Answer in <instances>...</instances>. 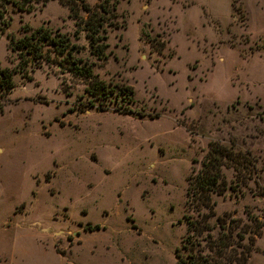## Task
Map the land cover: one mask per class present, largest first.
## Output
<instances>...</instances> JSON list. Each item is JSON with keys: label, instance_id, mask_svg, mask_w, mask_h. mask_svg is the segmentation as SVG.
Returning <instances> with one entry per match:
<instances>
[{"label": "rangeland", "instance_id": "rangeland-1", "mask_svg": "<svg viewBox=\"0 0 264 264\" xmlns=\"http://www.w3.org/2000/svg\"><path fill=\"white\" fill-rule=\"evenodd\" d=\"M3 12L14 85L0 89V264H187L208 246L205 224L251 231L246 211L264 222V0H118L104 60L58 0ZM40 27L68 38L71 57L46 45L21 69L9 41ZM210 143L252 152L260 169L212 195L220 221L187 197ZM254 240L247 264H264V227Z\"/></svg>", "mask_w": 264, "mask_h": 264}, {"label": "trees", "instance_id": "trees-1", "mask_svg": "<svg viewBox=\"0 0 264 264\" xmlns=\"http://www.w3.org/2000/svg\"><path fill=\"white\" fill-rule=\"evenodd\" d=\"M8 1L23 10L32 8V2L35 0H0V19L5 27L9 26V23L3 15V8ZM58 2L68 7L70 16L76 20V25L86 31L91 53L98 60L106 59L108 47L105 36L106 26L114 23L118 0H98L95 6H91L88 0H58ZM0 31L3 33L4 29L0 28ZM46 45H51L59 54L65 55L64 57H71L68 38L60 34H53L50 29L42 27L35 30L30 36L26 35L17 40L11 38L8 47L17 53L18 65L23 69L32 61L43 57V48ZM74 61L75 59L72 63L80 70L81 75L89 79L96 90H102L103 82L94 81L95 76L90 65L84 63L82 66H77ZM85 65L89 66L88 69L85 68ZM13 73L12 69L0 68V89L5 92L12 89L14 85ZM258 166V160L250 151L235 150L234 144L227 146L210 143L208 152L203 157L200 170L189 180L188 201L192 202L191 205L194 206L199 216L206 217V220L215 217L216 221H220L221 218L216 217L214 212L212 195L223 194L227 186L232 189L235 187L240 189L241 187H248L250 180L256 182L260 171ZM224 167L234 171L233 184L228 185L226 183V177L223 173ZM256 189L257 195L264 197V186L256 185ZM246 214L253 226L251 231H241L240 224L235 227H227L226 222H219L218 230L215 232L218 225L205 224L204 228L208 233L206 240L208 246H206L204 254L201 251H192L191 255L188 256L187 264H247L254 250L255 236L262 235L264 222L251 212L246 211ZM198 223L196 220L188 222V230L194 232L196 239L201 238L202 235V232L198 230ZM242 226L244 227V224ZM237 238L242 241L250 240V244L239 246L235 244ZM234 248L240 249L239 255L231 253Z\"/></svg>", "mask_w": 264, "mask_h": 264}]
</instances>
